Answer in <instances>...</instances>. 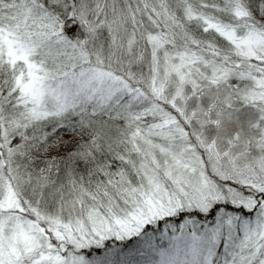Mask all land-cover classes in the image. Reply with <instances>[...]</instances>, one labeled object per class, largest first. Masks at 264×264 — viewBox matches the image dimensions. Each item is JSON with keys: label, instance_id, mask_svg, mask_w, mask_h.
Segmentation results:
<instances>
[{"label": "snow or ice", "instance_id": "obj_1", "mask_svg": "<svg viewBox=\"0 0 264 264\" xmlns=\"http://www.w3.org/2000/svg\"><path fill=\"white\" fill-rule=\"evenodd\" d=\"M0 264H264V0H0Z\"/></svg>", "mask_w": 264, "mask_h": 264}]
</instances>
